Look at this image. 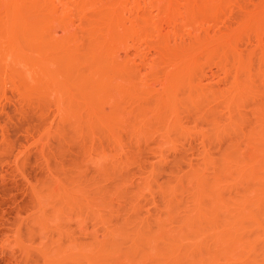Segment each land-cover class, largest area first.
I'll use <instances>...</instances> for the list:
<instances>
[{"label":"rangeland","instance_id":"rangeland-1","mask_svg":"<svg viewBox=\"0 0 264 264\" xmlns=\"http://www.w3.org/2000/svg\"><path fill=\"white\" fill-rule=\"evenodd\" d=\"M0 264H264V0H0Z\"/></svg>","mask_w":264,"mask_h":264},{"label":"bare ground","instance_id":"bare-ground-1","mask_svg":"<svg viewBox=\"0 0 264 264\" xmlns=\"http://www.w3.org/2000/svg\"><path fill=\"white\" fill-rule=\"evenodd\" d=\"M203 9H204V7H203ZM208 9L206 8V11H207ZM210 10V9H209ZM109 54H111V50H110V48L108 47V46H106V45H102V50H101V52H100V54H99V56H98V58L96 59V62H101V61H103V57L104 56H106V55H109ZM114 62V58H113V61H112V63ZM106 73L107 72H102L101 74H102V76H100L101 78H102V80L103 81H107V79H108V73H107V75H106ZM43 77V76H42ZM42 77H40V79L39 80H37L39 77H37L36 78V80H37V82H39V84L41 83V82H45V80H41V78ZM44 78V77H43ZM42 78V79H43ZM109 81V80H108ZM106 83V82H105ZM67 110V109H66ZM66 110H64V111H66ZM69 110V109H68ZM67 110V111H68ZM70 111H72L71 109H70ZM70 111L68 112V113H70Z\"/></svg>","mask_w":264,"mask_h":264}]
</instances>
